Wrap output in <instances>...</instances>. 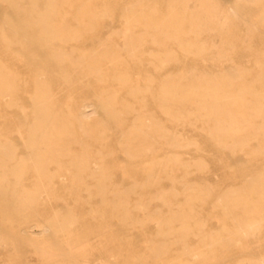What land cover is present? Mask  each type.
<instances>
[{
  "label": "rangeland",
  "instance_id": "374dc122",
  "mask_svg": "<svg viewBox=\"0 0 264 264\" xmlns=\"http://www.w3.org/2000/svg\"><path fill=\"white\" fill-rule=\"evenodd\" d=\"M57 1L61 6L59 13L72 28L78 26V21L74 19L75 14L80 13L87 4L98 20L96 31L86 38L64 44L54 42L51 46L63 50L66 56L72 55L73 61L78 62L80 54L86 52L91 45H88L87 39L92 40L98 34L104 35V42L109 49L122 52L130 82L125 87L111 82H99L95 77L83 75L81 66H74L79 74L70 79L69 96L79 106L78 116L84 115L83 122L91 127V132L85 135L74 125L76 135L74 134L75 140L70 142L69 151L63 156L49 159L51 162L46 168L45 176L39 177V186L36 177L31 178V174L22 175L18 190L23 192L33 187L32 189L43 192L30 209L22 208L16 216L12 209H7L0 196V264H260L259 259L264 260V228L253 233L257 235L258 232L257 236L251 234L238 237L237 229L243 227L245 221L243 213L235 210L227 214L216 198L231 191H243L250 183L264 176V136L259 134L234 140L218 138L213 133L212 120L204 118L205 111L198 112L192 108L181 107L170 108V111L166 106L167 102L163 103L159 98V88L164 82L183 74H210L209 77H215L236 68H247L252 76L259 72L264 79V58L257 62L250 59L243 63L225 58L218 60L219 55L234 57L243 49L255 53L257 57L264 54V17L259 16L264 15L261 10L264 0L258 4L252 0H216L224 10L228 6L236 8V12L229 16L232 26L237 27L241 35L246 31L249 33L244 37V44L240 46L234 40L223 42L222 36L215 32L205 34L203 39L210 46L223 47L220 51L211 50L204 56L185 58L177 42L155 45L152 37L145 34L143 26L132 27L133 38L143 40L140 45L136 44L143 51V62L124 56V36L121 33L125 26L119 15L130 6L137 8L135 13L138 15L150 11L151 8H158V14L161 15L168 0H93L91 3L88 0ZM48 3L49 0H11L10 3L0 1V21L11 12L16 17L15 21L31 23L36 17L46 13ZM239 15L244 17V21ZM109 44H112V48ZM231 46L236 48L229 51ZM22 48L19 44L13 45L17 53ZM162 51L176 54L179 58L161 65L155 61L154 56ZM105 62L102 60L101 63ZM18 64V71L24 72V60ZM107 67L109 65H104L103 71ZM54 79L57 77L54 76ZM62 84L63 80L60 78L53 92L59 94L63 89ZM135 88L139 92L133 98L130 94ZM29 96V93L21 92V102L19 101L27 115L31 111ZM109 96L116 99L118 111L125 115L129 113L130 118L137 115L147 116L151 132L152 129L158 130L166 136L164 139L156 138L146 142H156L153 145L154 151L141 154L127 151V148L136 146V141L126 138L129 132L128 123H118L107 116L102 103ZM70 99L63 98L62 102L68 103ZM74 110L70 108V111ZM12 112L16 117L21 116L18 108H13ZM168 112L179 118L172 119ZM191 112L195 116L187 117ZM15 116L10 117L11 127L15 123ZM73 120L69 119L77 124V120ZM12 139L19 145L17 134H13ZM241 143H246L247 147L239 146ZM19 151L24 153V148L19 147ZM78 166L81 169L87 166L88 169L80 171ZM7 175L13 180L10 173ZM249 198L256 200L258 194H249ZM55 211L64 217H71L72 227L69 226L58 234H42L33 243L18 242L15 239L16 236H24L18 232L19 228L36 222H46ZM180 224L189 227L190 231L185 235L173 233L167 240L168 231L176 230ZM214 238L218 242H211Z\"/></svg>",
  "mask_w": 264,
  "mask_h": 264
},
{
  "label": "bare ground",
  "instance_id": "6f19581e",
  "mask_svg": "<svg viewBox=\"0 0 264 264\" xmlns=\"http://www.w3.org/2000/svg\"><path fill=\"white\" fill-rule=\"evenodd\" d=\"M0 1L10 3L11 0ZM92 1L93 0H88V3ZM57 2V0H49L46 13L39 15L36 17V20L31 23L25 24L20 21H15L14 18L16 17L11 12L5 15V18L0 21V196L7 209H12V212H14L16 216L20 214L22 208L30 209L35 200L38 199V196L43 193L36 188V190L32 189L33 187L23 192L18 190V185L22 182V175L31 174V178L36 177L39 186L41 182L39 177L45 176L46 168L51 162L49 159L53 156H63L66 151H69L70 142L72 143L75 140L74 125H77L79 130L85 135L91 132V127L89 128L83 122V120H85L83 119L84 115H81L82 117L78 116L79 106H76V103L72 102L69 96L71 93L69 89L71 80L73 77L77 76L76 74H79L74 66H81L84 71L83 75L95 77L94 79L99 82L116 83V85L121 87H125L130 82L125 71L126 61L122 58V52L112 48V44H109L112 50L109 49V46L107 47L104 42V35L101 36V34L96 33L98 34L96 38L92 40L90 38L87 39L88 45H91L87 51L84 49L86 52L80 54L78 59L76 58L78 62L73 61L74 57L72 55L66 56L62 52L63 50L51 46L54 42L64 44L86 38L87 35H91L96 31V20H98L97 15L90 11L88 4H85L86 6L84 9L74 16V19L78 21V26L72 28L69 26V23L63 20V15L59 13L61 6L60 3ZM252 2L258 4L261 0H252ZM166 5L164 13H161V15L158 14V12L160 13L158 8H151L150 11L142 12L138 15L135 13L137 8L135 9V7L131 6L128 9L125 8L123 10L124 13L119 15V17L124 20V25L122 23L121 25L125 26V30L121 33L124 36L123 43L125 45L123 47V53L125 57L131 58L137 62L142 60L143 51L139 46H136V44L140 45L143 43V40L133 38L131 31L132 27L134 28V26L138 25L145 28V34L152 37V43L155 45L171 41L172 43L177 42L179 44V50L185 58H189V56L190 58L204 56L211 50L215 49L220 51L222 49V45L213 48V46L206 43L203 39L205 34L215 32L222 36L223 42L234 40L239 46L244 44V37L248 36V31L244 32V35H241L239 29L233 27L234 25L232 26L231 24L229 16L233 12H236V8L228 6L226 7L227 9L224 10L219 6L220 4L218 5L216 0H168ZM141 8L145 9V6L141 5ZM261 10L264 11V7H261ZM259 16L260 18L264 17L263 14ZM32 27H36V29L34 30ZM15 44H19L23 47L18 53L13 49V45ZM115 46H118V44H115ZM234 47L236 48V46H231L228 50H233ZM69 52L71 51L69 50ZM212 56L215 55L213 54ZM178 58L179 56L176 54H170L166 51H162L159 54L157 53L154 56L155 61H158L161 65H166L169 61H177ZM210 58L211 56L209 59ZM223 58L239 63L249 61L250 59H255L254 62H257L258 59L264 58V54H259L257 57L255 53L243 49L234 57L230 55L218 56V60ZM23 60L26 64V69L24 72H19L18 69L20 67L18 63ZM102 60L106 62L102 64ZM104 65H109V67L103 71L102 67ZM146 67L148 68V66ZM223 67H225V65ZM216 70L214 72H216ZM209 75L201 76L200 74L197 76L194 73L183 74L166 83L164 82L159 88V98H161L163 103L167 102L166 106L169 110L170 108L181 107L192 108L198 112L205 111L204 118L212 120L214 124L213 133L218 135V138H230L234 140L242 139L243 137L257 136L259 134L264 136V79L262 75L258 72L256 75L252 76L247 68L228 70L221 76L215 75V77H209ZM47 76L49 79H44ZM54 76H56L57 79H54ZM60 78L63 80V89L59 94H56L53 92V88L58 86ZM150 85H153V83ZM21 92H26L30 95L29 101L31 103V111L28 115L25 113L23 106L19 103ZM138 92V89L135 88L131 91L130 95L136 98ZM63 98H69L70 100L68 103L62 102ZM116 105V99L111 96L107 97L102 103L103 108L107 111V116L110 117L112 121L128 123L129 132L126 138L131 141H136V146L127 148L128 152L132 154L152 152L155 150L153 145L156 142L153 144L146 142L155 140L156 138H166V136L159 133L158 130L152 129L151 132V126H149L150 123L148 122L149 118H147V116L137 115L130 118L129 113L125 115L121 111H118ZM160 105L163 106L162 103H160ZM13 108H18L21 116L16 117L12 112ZM70 108L75 110L70 111ZM64 109L68 111L65 112ZM94 113L95 112H93V114ZM168 115L174 120L179 118V116L171 115L169 112ZM11 116H15L13 127L10 126ZM190 116H195V113L191 112L187 115V117ZM68 118L77 120V124L70 122ZM74 120L73 122H75ZM13 134L18 135L19 145L13 142ZM238 145L245 146L247 144L241 143ZM19 147L24 148V153H20ZM78 169L81 171L88 168L85 166L81 169V167L78 166ZM230 169H232V167ZM7 173H10L13 180L9 179ZM259 175L261 176V174ZM42 187L45 188V186ZM252 193L258 194L256 200H251L249 198V194ZM216 199L217 203L223 206V210L226 211L227 214L235 210H241L243 213L245 221L243 227L237 229L236 235H238V237L251 235L256 230H260L262 227L264 228V176L250 183L243 191H231ZM72 223L73 219L71 217H64L60 212L55 211L52 212L51 218L46 222H36L25 228H19L18 232L20 234L22 233L24 236H16L15 239H17L18 242L33 243L35 238L42 234H58L64 232ZM188 228L189 227H185L184 224H180L176 230L170 229L167 233V240L170 238L169 235L173 233L177 235L187 234L190 231ZM211 242L215 243L218 241L214 238V240L211 239ZM249 244L247 246H249ZM215 247H217V245ZM39 251L44 252L43 249H39ZM259 263L264 264V260L259 259Z\"/></svg>",
  "mask_w": 264,
  "mask_h": 264
}]
</instances>
